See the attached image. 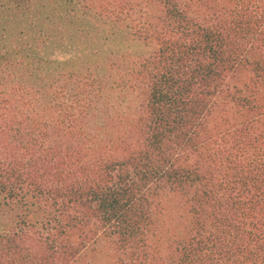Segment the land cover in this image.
Masks as SVG:
<instances>
[{
  "label": "trees",
  "instance_id": "trees-1",
  "mask_svg": "<svg viewBox=\"0 0 264 264\" xmlns=\"http://www.w3.org/2000/svg\"><path fill=\"white\" fill-rule=\"evenodd\" d=\"M0 264H264V0H0Z\"/></svg>",
  "mask_w": 264,
  "mask_h": 264
}]
</instances>
